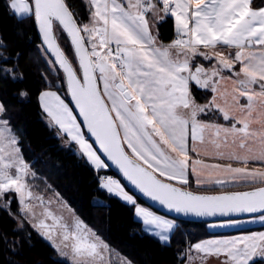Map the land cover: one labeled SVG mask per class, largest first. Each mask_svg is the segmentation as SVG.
Listing matches in <instances>:
<instances>
[{"label":"snow or ice","instance_id":"6c2138e0","mask_svg":"<svg viewBox=\"0 0 264 264\" xmlns=\"http://www.w3.org/2000/svg\"><path fill=\"white\" fill-rule=\"evenodd\" d=\"M89 5L88 22L81 24L68 0L8 3L18 18L35 20L46 53L55 58L48 61L52 72L59 76L56 66L63 72V80L56 81L61 88L45 90L39 97L51 122L95 169H106L111 162L140 193L169 211L198 217L259 214L264 221V186L218 195L185 188L190 172L197 175L198 186H205L196 165L231 174L228 180L209 184L264 183V171L231 163L208 165L189 156V151H197L189 149V139L203 144L207 138L217 150L216 159L244 165L264 162V7L253 8L252 0H89ZM149 13L157 23L169 15L174 18L176 38L169 44L157 42ZM57 29L67 35L78 67L58 43ZM225 49L230 51L225 54ZM196 57L215 58L216 64L192 71ZM225 70L231 75L224 76ZM0 71L15 79L13 68ZM190 82L210 91L211 98L198 103ZM65 87L74 108L60 94ZM4 111L0 104V114ZM209 113L216 119L222 116L225 123L200 118ZM227 148L231 151L221 150ZM30 174L9 122L0 120V198L18 193L20 213L71 264H105L108 245L74 214L69 223L50 209L54 201L34 195L26 183ZM100 187L134 205L144 231L162 242L170 239L173 220L139 206L113 177H100ZM29 201L43 208L39 217ZM235 223L239 221L229 219L219 226ZM192 250L223 255L224 264H254L264 261V231L200 241Z\"/></svg>","mask_w":264,"mask_h":264},{"label":"trees","instance_id":"16d2710c","mask_svg":"<svg viewBox=\"0 0 264 264\" xmlns=\"http://www.w3.org/2000/svg\"><path fill=\"white\" fill-rule=\"evenodd\" d=\"M68 2L78 13V22L86 23L89 12L84 0ZM8 3L9 0H0V69L13 68L15 79L12 73L5 75L0 71V103L5 109L0 118L9 122L18 139L22 158L34 174L28 178L29 186L44 195L57 194L109 249L132 264H183L181 254L185 247L212 235L206 224L178 221L179 226L170 241L163 243L144 231L142 222L135 217L134 205L100 187V177L114 173L109 168H93L82 154L75 151L74 144L47 119L39 97L45 90L61 88L56 81L63 80L62 73L58 68L59 76L52 73L34 19L18 18ZM159 28L165 40L173 38L171 19ZM56 34L61 47L77 67L67 37L62 30ZM4 57L8 59L5 61ZM193 88L198 101L204 102L209 98L208 92ZM60 94L69 103L65 88ZM262 185L222 190L209 188L204 192L245 190ZM8 201H11L10 211ZM19 211L13 192H7L0 198V264H69L58 258L53 247L28 222H19ZM254 264H264V261L256 260Z\"/></svg>","mask_w":264,"mask_h":264},{"label":"crops","instance_id":"0c3cea01","mask_svg":"<svg viewBox=\"0 0 264 264\" xmlns=\"http://www.w3.org/2000/svg\"><path fill=\"white\" fill-rule=\"evenodd\" d=\"M255 1H256V3H255ZM84 2H85V4H86V6H87V9H88V12H89V8H90V5H89V0H84ZM29 3H31L30 2V0H29ZM255 3V4H254ZM252 7L253 8H259V7H264V0H252ZM161 15H163L162 13H161ZM149 17L151 18V13H149ZM20 18H23V17H20ZM88 19H89V17H88ZM168 19H171L172 20V23H173V32H174V35H173V38L172 39H167V40H165L163 37H162V35H161V33H160V26H161V24L162 23H164V22H166ZM88 22V21H87ZM86 22V23H87ZM151 22H152V24H153V27H152V32H153V34L154 35H156L157 33H158V39H157V42L158 43H163V44H169L172 40H174L175 38H176V32H175V21H174V18L173 17H171L170 15L169 16H167V18L166 19H164L163 21H160L159 23H157L156 21H155V19L154 18H151ZM225 51V54H227V52L228 51H230V50H227V49H225L224 50ZM234 54V53H233ZM216 64V60H215V58H213L211 61H208V60H204L202 57H196L193 61H192V71H194V69L197 67V66H202L203 68H205V69H211L214 65ZM236 71H239V65H237L236 66ZM223 75L224 76H229V75H231L229 72H227L226 70L223 72ZM190 87H191V90H192V92H193V94L195 95V92H194V85L190 82ZM228 87H229V89L231 88V84H229L228 85ZM196 88V87H195ZM197 89V88H196ZM197 90H199V91H204V92H208L209 93V98L208 99H210L211 98V96H212V93L210 92V91H205V90H203V89H197ZM41 95V94H40ZM62 95V94H61ZM63 96V95H62ZM64 97V96H63ZM196 98V97H195ZM40 100V99H39ZM196 100H197V98H196ZM207 101V100H206ZM206 101H204V102H200V101H198L197 100V102L198 103H200V104H204V103H206ZM67 102V101H66ZM1 104V103H0ZM40 105H41V101H40ZM42 107V106H41ZM42 110H43V108H42ZM46 114V113H45ZM46 116H47V114H46ZM202 120H204V121H206V122H216V123H225L224 121H223V118H222V116L219 118V119H221V121L219 120V119H216V116H214L212 113H209L207 116H201L200 117ZM47 119L51 122V120H50V118L47 116ZM0 120H2L1 118H0ZM52 123V122H51ZM53 124V123H52ZM54 125V124H53ZM54 126H56V125H54ZM57 127V129H58V131H60V129H59V127L58 126H56ZM61 132V131H60ZM61 134H63V135H65L66 137H67V139H68V141L69 142H71V143H73L74 144V146H75V149L79 152V148H78V145H76V143L74 142V141H70V139H69V137L67 136V134L66 133H62L61 132ZM206 141V140H205ZM90 142V141H89ZM91 143V142H90ZM196 144H197V147H196V149H197V151L196 152H192V151H189V156H190V160H192V159H199V158H196L197 157V153L198 152H201V149H200V147H202V144L199 142V141H197V142H195ZM193 147V142L189 139V149H191ZM223 151L225 152V153H227L228 151L226 150V149H223ZM231 151V150H230ZM216 151H214L213 153H215ZM80 153V152H79ZM80 154H82V153H80ZM22 156V155H21ZM85 158V160L93 167V168H95L88 160H87V158L86 157H84ZM199 160H201V159H199ZM203 162H204V160H202ZM208 161H213L215 164H217V163H220V164H228L227 162H228V160L227 159H223V160H220V159H212V160H208ZM25 163V162H24ZM26 164V163H25ZM253 165L254 166H257V167H260V166H262V165H264V162H260V161H253V162H251V163H249V166H251V167H253ZM233 167H238L239 165H236V164H234V165H232ZM196 168H197V170H198V173H199V171H200V169H202L203 167L201 166V165H196ZM97 170V169H96ZM13 171V170H12ZM14 172V171H13ZM30 173H31V171H30ZM189 175H190V182H189V184H191V182H194V178H195V176L196 175H194V174H191V172L189 173ZM29 176L30 175H28L27 177H26V183H27V185L29 186V184H28V178H29ZM174 183H177L176 181H173ZM258 184H261V183H258ZM29 188L31 189V187L29 186ZM125 188V187H124ZM32 190V189H31ZM126 190V189H125ZM127 191V190H126ZM11 192H13L14 194H15V196H16V199H17V201H18V197H17V193L15 192V191H11ZM128 192V191H127ZM128 194L129 195H131L132 196V194H130L129 192H128ZM40 195H44V194H41L40 193ZM54 195H57V194H52V195H49V196H53L54 197ZM115 195V194H114ZM116 196H118V195H116ZM57 197H58V195H57ZM120 199H122L120 196H118ZM133 199L136 201V199H135V197L133 196ZM123 200V199H122ZM124 202H126V203H128L127 201H125V200H123ZM136 203L139 205V206H141V207H145L144 205H141V204H139L137 201H136ZM18 204H19V202H18ZM129 204V203H128ZM19 206H20V204H19ZM145 208H147V207H145ZM149 209V208H148ZM150 211H153V210H151V209H149ZM20 212V211H19ZM156 213V212H155ZM21 214V213H20ZM157 215H160V216H162V217H164V218H166V219H169V220H173V219H171V218H169V217H166V216H164V215H162V214H159V213H156ZM135 217H136V219H138L140 222H142V224H143V221L140 219V218H138L137 216H136V213H135ZM174 222H175V224H176V227H178L179 226V223L176 221V220H173ZM26 222H28L27 220H26ZM224 222H220V223H211V224H206V229H207V231L208 232H210V233H212V235H210V236H208V237H204V238H202V239H200V240H198V241H196V242H194V243H192V244H190V245H188V246H186L185 247V249H184V251H183V255H182V258L184 259V263L183 264H224V261H225V256H223V255H219V256H217V255H215V254H205V253H198V252H196L195 250H192L191 252H189V249H190V246L191 245H194L195 243H198V242H200V241H205V240H223V239H231V238H234V237H241V236H246V235H250V234H252V233H255V232H262V231H264V228H262V229H254V230H247L249 227H251V226H248L247 224H240V223H235V224H232V225H230V226H224V227H221V226H219V225H221V224H223ZM144 226V225H143ZM246 226H248V227H246ZM145 227V226H144ZM149 228H151V226H148ZM176 227L174 228V230L176 229ZM174 230L172 231V232H169L168 233V235H169V237L171 238V235H172V233L174 232ZM153 231H155V229H153ZM149 234H151V232H148ZM152 235V234H151ZM155 237H157V236H155ZM158 238V237H157ZM159 239V238H158ZM160 240V239H159ZM161 241V240H160ZM170 241V239L167 241V242H163V243H168ZM189 256H191L192 257V259L191 260H189L188 259V257ZM120 257L122 258V260H120V261H122V264H132L128 259H126L125 257H123V256H121L120 255ZM214 258V259H213ZM207 259H210V260H207Z\"/></svg>","mask_w":264,"mask_h":264},{"label":"rangeland","instance_id":"374dc122","mask_svg":"<svg viewBox=\"0 0 264 264\" xmlns=\"http://www.w3.org/2000/svg\"><path fill=\"white\" fill-rule=\"evenodd\" d=\"M61 30L60 29H57L56 32H60ZM47 59V62L49 61V59L46 57ZM49 64V62H48ZM50 68H52V66L49 64ZM52 71V70H51ZM53 73V72H52ZM54 74V73H53ZM56 75V74H55ZM57 86H60V84H56ZM12 134L14 135V133L12 132ZM17 138V137H16ZM18 140V139H17ZM193 147H197V144L196 143H193ZM201 149V152H198L199 155H197L196 158H199L201 160H204V164H208V165H213L215 164L213 161H208V160H212V159H216V152L213 153L214 151H217L210 143L207 142V138H206V141L205 143L202 144V147H200ZM223 151V149H221ZM227 151L231 150L230 148H227L226 149ZM194 160V159H192ZM220 160H223V159H220ZM227 163H231L232 165L236 164V165H239L238 167H247L253 171H264V165L260 166V167H257V166H254L251 167L249 166V164L247 165H244L242 163H237L235 161H229ZM13 171H15L13 169ZM199 179L204 181V184L205 186H198L197 183H196V180H197V175L195 176L194 178V182H191V184L189 185H186L185 188L187 189H190L192 191H196V192H204L206 189H209V188H214V189H217V190H222L224 188H235V187H244V186H252V185H257L258 183L260 182H256V183H247V184H239V185H233L231 183L229 184H226L224 186H221V185H216V184H209V181H215L217 179H220V180H228L231 176L230 173H226L222 170H219V169H213L211 167L209 168H202L200 169L199 171ZM174 183V182H173ZM261 184H264V183H261ZM30 189V188H29ZM32 189V188H31ZM30 189V190H31ZM32 193L34 195H39L41 197H43V199L47 202L49 200L51 201H54L53 203H51L49 205L50 209L54 212V213H57V214H61L63 215V217L65 219H67V221L69 223L72 222V218H73V214L76 218H78L75 213L73 212V210L62 200H60L59 196L57 197V195H54L53 196H49V195H40V193L34 191L33 189L31 190ZM17 197H18V202L20 200V197H19V194L17 193ZM30 204H32L34 206V211L37 213V217H39V214L43 211V208L42 207H39V206H36L38 205V202L37 201H29ZM20 204V203H19ZM63 205H66L67 207H63ZM79 220H81L80 218H78ZM28 221V223L31 225L32 227V222H30V220L28 219H25L23 217L22 214H20V218H19V222H23V221ZM82 221V220H81ZM236 221H239L240 224H247L248 226H251L249 227L247 230H256V229H262L264 228V221H261L258 219V216L256 217H252V218H246V219H241V220H236ZM47 223H51V221H46ZM83 222V221H82ZM220 222H224V221H220ZM220 222H214V223H220ZM211 224V223H210ZM83 225L87 228V229H90L89 226H87L84 222H83ZM246 226V227H248ZM44 240H46L51 246H52V242L47 239L44 235L41 234L40 231H38L36 228L32 227ZM91 230V229H90ZM92 231V230H91ZM93 232V231H92ZM101 240V239H100ZM102 241V240H101ZM103 242V241H102ZM104 244H106L105 242H103ZM107 245V244H106ZM53 247V246H52ZM109 248V247H108ZM53 249L57 252V250L53 247ZM110 251L109 252H106L104 253V257H105V264H122V258L120 257V254L114 252L113 250L109 249ZM57 255H58V258L62 261H65L69 264H71V261L64 257V256H61L58 252H57ZM214 259V258H213ZM207 260H210V259H207Z\"/></svg>","mask_w":264,"mask_h":264},{"label":"water","instance_id":"95a60500","mask_svg":"<svg viewBox=\"0 0 264 264\" xmlns=\"http://www.w3.org/2000/svg\"><path fill=\"white\" fill-rule=\"evenodd\" d=\"M31 2V0H30ZM34 23H35V27H36V30H37V34H38V37H39V40H40V43H41V46L45 52V54L48 56V58L50 60H52L54 62V57L51 55V53H46V47L43 45V41H42V36L39 32V28H38V25L37 23L35 22L34 20ZM65 34V33H64ZM65 36L67 37V35L65 34ZM68 39V38H67ZM68 42L70 44V41L68 39ZM59 43V41H58ZM60 44V43H59ZM61 46V45H60ZM71 46V44H70ZM62 48V47H61ZM72 49V48H71ZM63 50V48H62ZM58 68V66H56ZM77 67H78V64H77ZM58 70L62 73V76H63V72L62 70H60L58 68ZM195 71V69H194ZM196 88L197 86L195 85L194 82H191ZM66 89V87H65ZM198 89V88H197ZM68 100H69V104L71 107H75L74 104L71 103L70 101V97L68 96ZM86 131V130H85ZM89 141L91 143H94V138L92 137H88ZM76 151V150H75ZM102 155V154H101ZM103 159L106 160V157H103ZM109 164V169L119 178V180L124 184L125 188L137 199L141 200L145 206H147L148 208H150L151 210L159 213V214H162L166 217H169L171 219H174V220H177V221H185V222H193V223H205V224H208V223H214V222H220V221H226V220H240V219H246V218H252V217H256V216H259V214H249V213H242V214H237V215H233L231 217H222V216H205V217H198V216H195L193 214H177L175 213L174 211H169L168 209L164 208L163 206L159 205L158 203L156 202H153L152 200H150L149 198L145 197L142 193H140L134 186H132L127 180H125L122 176V174L119 172V170L114 166V165H111V162H107ZM264 186V185H262ZM262 186H258V187H262ZM257 188V187H255ZM255 188H250V189H245V190H231V191H246V190H252V189H255ZM186 190H189V191H192L190 189H187ZM231 191H223V192H216V193H208V192H196V191H192L196 194H203V195H218V194H222L224 192H231Z\"/></svg>","mask_w":264,"mask_h":264},{"label":"built area","instance_id":"2783aa9c","mask_svg":"<svg viewBox=\"0 0 264 264\" xmlns=\"http://www.w3.org/2000/svg\"><path fill=\"white\" fill-rule=\"evenodd\" d=\"M105 176H110V177H113L114 179H116V177H115V176H113V175H105Z\"/></svg>","mask_w":264,"mask_h":264},{"label":"bare ground","instance_id":"6f19581e","mask_svg":"<svg viewBox=\"0 0 264 264\" xmlns=\"http://www.w3.org/2000/svg\"><path fill=\"white\" fill-rule=\"evenodd\" d=\"M76 150V149H75ZM146 207V206H145Z\"/></svg>","mask_w":264,"mask_h":264}]
</instances>
